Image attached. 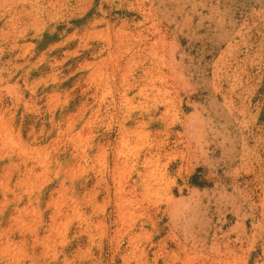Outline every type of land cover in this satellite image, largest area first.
<instances>
[{"label": "rangeland", "instance_id": "obj_1", "mask_svg": "<svg viewBox=\"0 0 264 264\" xmlns=\"http://www.w3.org/2000/svg\"><path fill=\"white\" fill-rule=\"evenodd\" d=\"M47 1L0 0V264H264V0Z\"/></svg>", "mask_w": 264, "mask_h": 264}, {"label": "bare ground", "instance_id": "obj_2", "mask_svg": "<svg viewBox=\"0 0 264 264\" xmlns=\"http://www.w3.org/2000/svg\"><path fill=\"white\" fill-rule=\"evenodd\" d=\"M48 1H49V0H48ZM48 1H47V2H48ZM53 1H54V0H53ZM53 1H52V3H54ZM57 2L60 3L61 1L59 2V1L57 0ZM48 3H49V2H48ZM52 3H51V4H52ZM55 3H56V2H55ZM49 4H50V3H49ZM51 4H50V6H51ZM60 4H61V3H60ZM60 4H58V5H60ZM52 5H53V4H52ZM55 6H56V5H55ZM53 7H54V6H51V8H53ZM41 11H42V10H41ZM43 11H44V10H43ZM43 11H42V12H43Z\"/></svg>", "mask_w": 264, "mask_h": 264}]
</instances>
